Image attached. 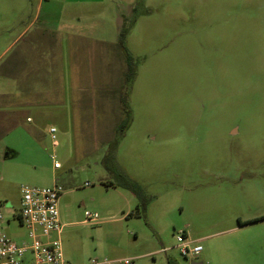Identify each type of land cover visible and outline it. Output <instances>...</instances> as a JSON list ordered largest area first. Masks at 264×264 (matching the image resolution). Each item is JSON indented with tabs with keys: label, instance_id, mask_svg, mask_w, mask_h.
<instances>
[{
	"label": "rangeland",
	"instance_id": "1",
	"mask_svg": "<svg viewBox=\"0 0 264 264\" xmlns=\"http://www.w3.org/2000/svg\"><path fill=\"white\" fill-rule=\"evenodd\" d=\"M38 3L0 0V53ZM119 7L118 46L137 69L122 98L130 117L108 124L109 135L102 123L21 124L7 139L21 154L0 164L4 231L28 240L14 215L21 188L57 179L71 264H264V0H107L99 18L110 37ZM84 14L96 16L95 5ZM30 33L0 57V75ZM25 125L38 126L34 141ZM183 231L203 246L194 258L178 247Z\"/></svg>",
	"mask_w": 264,
	"mask_h": 264
},
{
	"label": "crops",
	"instance_id": "2",
	"mask_svg": "<svg viewBox=\"0 0 264 264\" xmlns=\"http://www.w3.org/2000/svg\"><path fill=\"white\" fill-rule=\"evenodd\" d=\"M106 2L39 0L34 17L0 53L31 31L10 68L0 75V82L12 87L0 86V164L21 154L7 139L26 121L102 123L108 134V124L122 122L127 115L122 106L127 59L118 46L127 15L117 9L110 37L99 18ZM86 5H95L96 16L84 14ZM25 126L34 141L40 135L38 126Z\"/></svg>",
	"mask_w": 264,
	"mask_h": 264
},
{
	"label": "built area",
	"instance_id": "3",
	"mask_svg": "<svg viewBox=\"0 0 264 264\" xmlns=\"http://www.w3.org/2000/svg\"><path fill=\"white\" fill-rule=\"evenodd\" d=\"M57 128H50L51 138L55 147ZM55 167L61 163L52 154ZM86 185H90L89 182ZM64 188L55 182L52 186H29L21 188V209L14 214L28 230V240L14 241L3 229L6 221L3 204H0V264H71L65 257L61 234L63 224L61 220L60 199ZM9 219V218H8ZM97 214H87V220L97 221ZM10 222V220H8ZM178 247L185 257H196L203 250V246L196 240L189 239L186 232L177 236ZM134 258L92 259L87 264H133Z\"/></svg>",
	"mask_w": 264,
	"mask_h": 264
},
{
	"label": "trees",
	"instance_id": "4",
	"mask_svg": "<svg viewBox=\"0 0 264 264\" xmlns=\"http://www.w3.org/2000/svg\"><path fill=\"white\" fill-rule=\"evenodd\" d=\"M122 35H121V39H122ZM120 39L121 43L123 44V41ZM126 59L127 61L129 62V65H128V69H127V80L129 82H132L134 81V79L136 78V75H137V69H136V66H134L133 62L131 61V56H129V54L126 55ZM125 101V99H124ZM127 107L125 108V111L127 112V116H129L130 112L126 110ZM118 143L117 142H114L112 144L109 145V151L107 153V155L109 154H112V153H115L116 150H117V146ZM129 188H132L131 186H128ZM260 219H264V216H262ZM170 264V263H168Z\"/></svg>",
	"mask_w": 264,
	"mask_h": 264
},
{
	"label": "water",
	"instance_id": "5",
	"mask_svg": "<svg viewBox=\"0 0 264 264\" xmlns=\"http://www.w3.org/2000/svg\"><path fill=\"white\" fill-rule=\"evenodd\" d=\"M190 264H206L203 261L193 260Z\"/></svg>",
	"mask_w": 264,
	"mask_h": 264
}]
</instances>
